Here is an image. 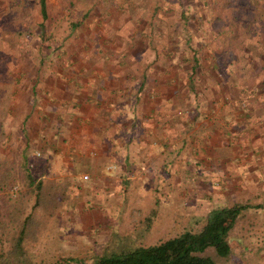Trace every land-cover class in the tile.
Segmentation results:
<instances>
[{
  "label": "rangeland",
  "instance_id": "374dc122",
  "mask_svg": "<svg viewBox=\"0 0 264 264\" xmlns=\"http://www.w3.org/2000/svg\"><path fill=\"white\" fill-rule=\"evenodd\" d=\"M45 1L46 19H41L36 0H28L23 18L14 19L9 13L14 5L12 0H0V116L4 110L8 111L6 130L9 140L6 148L11 159H16L25 134L33 141L49 136L55 127L57 132L62 133L76 126L75 123L81 120V104L75 110L73 95L77 97L80 91L68 82L78 77L87 88L90 74L95 76V72L108 69L107 56L104 55L107 50L112 66V59L119 52L128 54L125 66L116 63L119 69L126 72L140 73L143 70L146 75L159 65L176 75L175 71L182 68L188 70L196 65L199 69L194 55L201 58L205 68L207 62H213L215 58L212 65L215 68L209 67L208 72H228L232 65L223 50L227 48L226 44L229 45L225 38H232L225 33L230 35L234 29L237 40L246 45L241 48L237 42L234 49L255 50L262 60H258V66L250 70L252 74L246 78L241 80L247 72L238 68L239 75L220 76V82H231L238 92L240 87L250 89L251 83L247 78L260 79L259 83L264 81V41L260 40L264 38V32H258L260 26L264 29V0H251L246 12H242L239 5L248 0H225L222 8L214 5L218 0H98L105 4L102 12L93 8L98 4L94 3L95 0L76 7L69 5L68 0ZM88 8H91L92 17L88 16L71 31L70 24L78 17V10L84 12ZM253 11L259 16V24L252 33L248 32L244 23L236 26L227 22L233 14H241L239 19L242 20L243 16H252ZM99 14L101 22L97 23ZM41 22L44 24L43 36H38V24ZM183 23L187 24L186 27ZM129 24H132L131 29H128ZM219 30V35H213ZM126 36L135 37V40L127 41ZM250 36L253 37L250 39ZM97 48L103 50V55H98ZM94 68L100 70L92 71ZM92 80L99 82L98 79ZM176 83L177 86L181 84L180 81ZM261 84L264 85V82ZM262 107L257 108L261 110ZM69 114H74V117L69 119ZM119 120L124 122L123 114ZM50 123L52 129L48 130ZM131 133L135 140L137 132L131 130ZM178 138L179 135H176ZM235 138L238 139L237 136ZM34 145L36 148L29 151L30 160L38 162L49 156L45 147L43 151L39 148L40 144ZM180 146L178 141L177 153L181 150ZM174 150L163 148L159 156L156 149L150 148L145 164H140L142 160L130 150L128 161L118 159L101 170L97 175L99 183L94 200L99 204L103 201L102 204L92 206V201L89 208L86 204L74 209L67 206L59 210V215L45 220L39 239L29 248L33 264H91L93 256L107 248L109 252L119 247L149 245L185 230L195 231L204 223L206 214L220 204L253 201L264 204V190L250 191L248 187L254 185L245 184L247 179L239 188L231 187L224 191L199 183H194L192 188L185 183L172 186L175 176L178 182L185 179L184 175L167 173L165 168L167 161L174 160L171 154L168 155ZM130 160L136 167L134 171L127 172L125 167ZM58 162L62 165L64 161ZM41 172L46 178L49 170L39 164L34 165L33 173ZM77 176L81 181L89 179L88 172L84 170ZM101 191H104L103 200ZM21 199L28 210L31 196L25 195ZM5 200L6 196L0 194L2 219H7ZM229 242L232 254L225 264H264V208L257 214H247L238 220Z\"/></svg>",
  "mask_w": 264,
  "mask_h": 264
},
{
  "label": "trees",
  "instance_id": "16d2710c",
  "mask_svg": "<svg viewBox=\"0 0 264 264\" xmlns=\"http://www.w3.org/2000/svg\"><path fill=\"white\" fill-rule=\"evenodd\" d=\"M27 1L28 0H12V4L14 5L9 10V13L13 15L14 19L23 18L28 8ZM36 1L41 19H46V1ZM250 1L251 0H248L247 3L239 5L242 12L248 10L249 5L247 4H249ZM76 2L82 4H77ZM87 2L88 0H68L69 5L74 7H76V5L85 6ZM96 2L98 4H94L95 6L93 8H99V11H101L105 4H102V1L98 0H95L94 3ZM224 3L225 0H218L214 5L218 8H222ZM90 11L91 8L86 9L84 12L78 10V17L71 22L70 30L72 31L79 27V25L90 16ZM252 14V16H243V18H241L243 21L239 19L241 14H233L231 18L227 19V22L236 26L244 23L247 26L248 32L252 33L257 24H259L257 23L259 16L256 11H253ZM101 17L102 16L99 14L98 19H96L97 23L101 22L99 21ZM186 25L187 24L183 23L184 27H186ZM38 27L37 35L43 36L44 24L41 22L38 24ZM220 32V30L214 32L213 35H219ZM258 32H264L263 27L260 26ZM18 33L20 32L18 31ZM24 33H26V31ZM159 35L162 36L163 34L160 32ZM225 36L232 39L236 38V40L225 38L226 42H229V45L226 44L227 48L223 46L225 48L223 52L226 56L228 55V62L232 65V68L228 70V72L232 75H239L238 68L244 69L247 73L242 76V80L252 74L250 70L253 71V69H256L255 67L258 66V60L260 61L262 58L255 50L251 52L241 49L246 45H242V40H237V34L234 29L230 35L225 33ZM252 37L253 36H250L249 38L251 39ZM260 40L264 41V38L261 37ZM237 42L240 43L241 48L235 50L234 47ZM97 52L98 55H103V50H101V48H97ZM123 53L124 52H119L115 58L116 63L118 62V66L124 65L122 61L124 59ZM104 55L105 57L107 56L105 61L108 62V59L110 60V56L108 57V50ZM165 57L167 58V56ZM193 58L198 61L199 69L196 68V65L189 67L190 70L187 79L189 82L188 87L192 92H194L195 80L199 78V74H201L203 70L208 72L209 67L215 68L212 66L215 64V58L212 59L213 62H207V68L202 66L200 57L194 55ZM93 59H97L96 56L95 58L93 57ZM99 59L101 63L102 59ZM158 66L156 67L159 70L164 68ZM93 70L100 69L94 68L92 71ZM104 72L108 74V69L104 70ZM140 72L142 73L143 70ZM143 75L145 76L144 72ZM91 79L92 78H89L86 84L87 88H85L84 83L78 80V77H74L71 82H68L71 86L76 87V89L78 88L80 91L77 92L79 93L77 97L73 95L76 103V106H74L75 110L79 103L81 106H91L95 104V99H89L88 97L90 91V85L88 84L92 82ZM247 81L251 83L250 89L239 88L238 92L243 96L237 100V105L245 108L248 107L250 103L253 105L258 102L264 104V85L261 84L264 81L261 80L259 83L260 79L256 81L253 79L248 80V78ZM95 85H97V83H95ZM215 85L219 87L221 83L215 81ZM143 86L144 83L141 82L138 85V90H144L145 87ZM261 89L263 90V94L261 93ZM12 94L13 92L9 94L10 99ZM194 96H197L196 92H194ZM55 101L56 100H54L53 103H55ZM98 105L99 104H97V106ZM177 108L179 107L177 106ZM42 111L44 113L45 110ZM119 111L120 109L117 112ZM153 111H151L152 113L150 112V114L156 116L153 114ZM113 112L114 110L110 111L109 115H111V117L109 118L108 125H106L102 131L104 135H108L106 139L108 140V157L97 156L94 153L93 145L90 144L88 138V134L94 131V128L90 126V122L88 120H77L79 122L75 123L76 126L72 127L69 131H61L62 133H59L56 131L57 128L55 127L49 136L46 137L45 135L43 138L38 137L33 141L29 135L27 136L25 134L23 145L19 148L16 159H11L12 157H8L10 153L7 152L6 148L9 140V133L6 130L9 114L7 110H4V114L0 116V194L6 196L4 206L7 209V219L0 218V264H33L31 255L29 254V248L39 239L44 221L59 215L60 209L67 206L74 209L78 205L84 206L85 204L89 208V206H91L90 202L92 201V206L98 207L102 204L104 191L100 192V197H102L101 204H99V201L96 203L94 200V194H96L95 188L97 183H99V181H97L98 173L106 166L117 162L118 159L128 161L129 155L127 147L132 146L131 149L133 152H136L137 148V143L132 138L131 132V135L128 137L129 139L123 141L122 136H124L123 134L126 130L119 126L117 122V138H112L111 132L115 128V123L113 124V122H115L113 120ZM44 114L47 115L48 113ZM69 116V119H72L74 114H69ZM133 122L134 120L132 121L130 129L137 132ZM176 122L177 119L172 120V126L175 125ZM47 129H52L51 123L48 124ZM34 143L40 144L39 148L43 151H45L43 148L45 147L46 153H48L49 156L38 162L30 160L29 151L36 148ZM58 160L60 162L64 161L62 165L59 164ZM45 162H48V164L46 165ZM127 163L125 170L127 172L134 171L136 164L133 163L132 160ZM36 164H39L41 168L47 167L49 172L46 178L43 177V172L38 174L33 173V167ZM59 165H61L60 170L58 169ZM82 170L89 174V179L86 181L79 180L77 176V173ZM25 195L31 196L32 199L28 210H26L21 199ZM261 208H264V204L258 201H253V203L236 202L234 204H220L206 214L204 223L195 231L185 230L176 236L149 245H134L125 248L119 247L109 252L107 248L100 254L93 256L91 264H225L232 254V245L229 242V236L234 225L247 214L254 215L259 213ZM246 219H249V217ZM247 223L249 225L252 224L250 220H248Z\"/></svg>",
  "mask_w": 264,
  "mask_h": 264
},
{
  "label": "crops",
  "instance_id": "0c3cea01",
  "mask_svg": "<svg viewBox=\"0 0 264 264\" xmlns=\"http://www.w3.org/2000/svg\"><path fill=\"white\" fill-rule=\"evenodd\" d=\"M131 26L129 24L128 29ZM134 39L126 36L127 41L133 42ZM127 56L124 54L123 63L127 62ZM115 58L112 59L113 66L108 59V74L99 71L90 77L99 80L97 86L92 79L88 84V97L94 98L95 104L80 106L81 120H88L91 128H94L88 138L97 156L108 157V135L102 131L108 125L110 111L114 110L115 128L111 136L117 138L118 123L126 130L123 141L129 139L130 126L134 120L137 129L134 155L142 160L140 164L147 162L150 148L156 149L159 156L163 148H175L172 153H168L174 160L167 161L165 168L167 173H173V176L181 174L185 179L178 182L175 176L172 186L185 183L192 188L194 183H199L224 191L231 187L239 188L243 180L247 179L245 184L254 185L248 187L250 191L264 190V104L258 102L255 105L250 103L245 108L239 107L237 100L242 96L234 90L231 82L219 80L220 76H230L229 72L203 70L195 80L194 92L197 96H194L188 87L190 69L182 68L181 71H175L174 75L172 71L168 72V68L161 67L162 71L154 66L144 76V71L126 72L119 69ZM176 81L181 84L177 86ZM215 81L221 85L217 87ZM141 82L145 88L139 91ZM163 83L166 85L162 86ZM178 98L180 101L177 102ZM260 106H263L261 110L257 108ZM151 111L156 116L151 115ZM121 114L124 122L119 120ZM174 119L177 122L172 126ZM176 135H179L178 139ZM178 141L181 144L179 153L176 150ZM131 147H127L129 159L130 150L133 151Z\"/></svg>",
  "mask_w": 264,
  "mask_h": 264
},
{
  "label": "built area",
  "instance_id": "2783aa9c",
  "mask_svg": "<svg viewBox=\"0 0 264 264\" xmlns=\"http://www.w3.org/2000/svg\"><path fill=\"white\" fill-rule=\"evenodd\" d=\"M83 178H84V176H83Z\"/></svg>",
  "mask_w": 264,
  "mask_h": 264
}]
</instances>
